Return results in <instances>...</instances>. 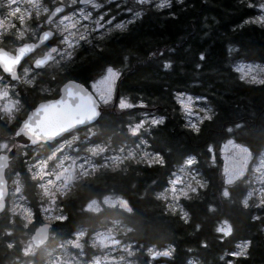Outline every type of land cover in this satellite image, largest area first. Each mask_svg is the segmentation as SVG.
Instances as JSON below:
<instances>
[{"label":"snow or ice","instance_id":"snow-or-ice-1","mask_svg":"<svg viewBox=\"0 0 264 264\" xmlns=\"http://www.w3.org/2000/svg\"><path fill=\"white\" fill-rule=\"evenodd\" d=\"M177 2L182 3L183 0ZM122 3H127V0H122ZM101 6V0H24L23 6L21 0H5L4 5H0L6 8V14L0 19V44L12 37L18 42L12 52L0 46V121H5L0 127L12 126L10 134L0 139V217L5 222L0 227V243L7 250L18 251L15 257L17 264H36L38 257L41 264H136L133 257L137 249L117 238L118 232L134 231V226L123 225L117 219L111 227L94 230L90 236L84 227L77 228L71 239H63L57 227L69 219L64 201L72 198V189L78 182L97 179L100 170L126 174L131 164H144L149 168L165 167L168 161L163 152L148 151L146 147L148 135L164 123L165 117L144 111L139 119L127 123L121 121L124 141L112 155L107 154L109 144L89 139L96 133L92 128H87L84 136L87 142L85 154L70 155L67 149L81 142L79 126H87L100 116L97 101L107 104L114 95L116 82L122 72L112 64L106 65L99 78L93 80L91 91L69 80L61 87L59 98L42 99L30 109L24 107L26 93L47 94L52 91L51 85L60 73H66L75 63L78 50L84 45L92 46L93 50H102L105 39L115 30L135 23L149 7L156 10L171 8L172 0H131V6L124 9L130 14L126 22H114V17L108 18L107 13L94 11ZM256 7L262 10L261 15L250 17L245 23L264 26V0ZM168 15L175 17V12L170 11ZM205 60L206 53L201 51L199 61ZM128 61L129 55H124L122 63ZM171 64V60H166L163 68L168 69ZM195 67L199 69L201 64L197 63ZM240 79L264 86V76L251 75L247 80L241 76ZM21 84L24 85L23 90ZM194 99L205 102L198 111L193 110ZM177 100L185 118L184 126L189 132L199 134L204 121L214 119L215 113L207 104L206 97L194 98L189 95L184 98L181 93ZM115 108L121 110V115H130L127 110L144 109L145 101L141 98L133 103L126 95H120ZM22 110L25 115L21 119L17 114ZM240 128L241 124L235 123L227 129V133L235 135V130ZM261 132L264 134V129ZM208 150L212 152L213 146L209 145ZM226 150H231L232 163L224 169L218 189L219 197L236 202L233 194L239 189L238 203L243 209L255 207L264 212V158L258 168L259 174L256 175L255 171L252 173L260 181L259 187L249 184L247 188H241L248 179L247 162L252 159L253 153L248 146L236 143L231 138L221 148V152ZM13 160L22 166V170L13 169L9 175V162ZM183 165L188 167L180 166V175L170 174L174 178L168 181L169 187L155 193V196L158 200L163 198L166 201L165 213L179 214L180 219L187 223L189 213L180 203L181 199L198 198L207 190L209 182L192 167L193 157L185 158ZM181 176L185 178L181 179ZM9 179L12 182L11 192L8 188ZM29 184L32 189L38 190L37 195L40 197L35 209L25 202ZM206 207L209 212L217 210L213 203H208ZM105 208L121 216L136 215L135 207L123 195L91 196L81 205L84 213H100ZM251 219L264 222V216L252 215ZM52 222H59V225L53 226ZM17 224L28 237L27 242L16 240ZM118 224L119 228L116 227ZM215 231L223 239L232 235L233 226L224 219ZM201 244L207 246L206 241ZM250 245L251 240H244L226 255L247 257ZM89 247L104 251L82 260ZM113 252L117 254L113 255ZM144 252L149 259L143 264H153L157 257H170L172 248L169 246L159 251L155 246H148ZM220 259L223 260L224 256ZM226 264L235 262L229 259Z\"/></svg>","mask_w":264,"mask_h":264},{"label":"trees","instance_id":"trees-1","mask_svg":"<svg viewBox=\"0 0 264 264\" xmlns=\"http://www.w3.org/2000/svg\"><path fill=\"white\" fill-rule=\"evenodd\" d=\"M252 2L172 0L171 8H148L139 22L111 40L106 49L104 43L102 50L79 52L78 62L71 72L61 76L60 82L69 79L85 82L102 65L122 64L124 54L129 55L130 67L120 79V94L133 103L142 98L145 108L165 117L164 123L153 129L147 139L148 148L161 150L168 163L163 168L131 164L126 174L100 171L97 179L86 180L83 190L73 196L77 199L66 204L71 221H66L61 226L63 229L70 231L77 222L92 219L81 211V205L77 206L78 201L90 195L122 194L136 210L135 216L125 214L123 218L127 226L135 227L128 232V240L134 246H171V264H188L190 260L197 264H226L229 259L235 264H264V222L251 219L252 215L264 216V212L255 207L243 209L238 203L239 189L233 194L236 202L219 197L221 167L218 161L214 163L210 159L213 151L208 150L209 145L216 150L225 139L234 138L248 146L255 158L264 152L261 132L264 86L246 83L234 68L235 61L264 65V26L245 23L256 16V6H249ZM170 11L175 12V17L168 15ZM201 51L206 53L205 61H199ZM166 60L172 61L168 69L163 68ZM197 63L201 64L199 69L195 67ZM181 93L206 97L213 108L214 119L204 121L199 134L189 132L184 126L185 118L177 100V94ZM129 113L109 111L99 117L95 127L105 140L98 142L117 149L124 141L121 121L127 123L139 111L134 108ZM235 123L241 124V128L235 130V135L228 134L227 129ZM189 156L195 158L193 167L202 173L209 187L198 198L183 201L189 213L185 223L179 214L165 213V201L156 199L155 193L168 187L170 174ZM241 188L247 187L242 184ZM27 195L35 197L30 184ZM208 203L215 204L217 210L209 212ZM224 219L233 226V233L221 239L215 229ZM244 240H251L247 257L226 255ZM202 241L207 242L206 247ZM0 255L11 260L18 251H8L0 243ZM133 259L139 264L145 261L139 252L134 253Z\"/></svg>","mask_w":264,"mask_h":264},{"label":"flooded vegetation","instance_id":"flooded-vegetation-1","mask_svg":"<svg viewBox=\"0 0 264 264\" xmlns=\"http://www.w3.org/2000/svg\"><path fill=\"white\" fill-rule=\"evenodd\" d=\"M4 3H5V0H0V5H4ZM101 3H102L101 8L97 9V10H94L95 12L107 13V17L108 18H113L114 17V22H121V21H125L126 22L127 21V19H128L130 14L127 11H125L124 9L127 8L128 6H131V0H127V3H122V0H101ZM117 5H119V7ZM149 8H151V7H149ZM5 14H6V8L5 7H0V19H2ZM144 14L135 23L127 24L124 29L115 30V32L113 34L108 36L105 39V41H104L105 49L108 46V44L111 42V40L115 39L116 37H119L118 36L119 34L123 33L124 31L128 30L129 28H131L132 25H134L137 22H139L141 20V18H143ZM17 44H18V42L15 40L14 37H12V38H8L6 41H4L2 44H0V46L4 47L6 50L12 52L17 47ZM83 49L90 50V49H93V47L90 46V45H84L82 48H80L78 50V55H77V59H76L75 63L71 65V68L66 73H60L58 75L57 80L51 85L52 91L50 93H47V94H34V93L29 92V93L25 94V97H24L25 100H26V103L24 105L25 109H30L34 105L39 104L42 99L59 98V96L61 95V92H60L61 87L63 86L64 83H66L69 80H74L75 82L84 85V87L86 89L91 91V84H92L93 80L94 79H98L99 78V74L102 72V70L105 68V66L108 65V64H112V63H107V64L102 65L100 67V69L95 74H93L90 79H88L85 82L77 80V79H69L67 81L60 82V79H61L62 75H66V74H68L69 72L72 71V68L78 62V59L81 57L79 52L81 50H83ZM88 55H90L89 52H88ZM124 55H126V54H124ZM112 65H114L117 69L121 70L122 75L116 82L114 98L112 97V99L107 104H104L103 102L98 100V102H99V104L101 106V113H100L99 117H101L103 114H106V112H109V111H111L112 114H113V112H116L117 114H121V110H119L118 108L114 109L113 107H114V102L116 100V92L119 91V94H120V79L123 77V75L126 73L128 68L130 67V62L128 61L126 63H122V64H119V65H116V64H112ZM5 82H7V81H5ZM20 87L23 90L24 85L21 84ZM120 95H119V97H120ZM127 111L130 112V111H132V109L127 110ZM138 111H139V108H137V113H138ZM24 115H25V112L22 110L21 112H19L17 114V117L22 119L24 117ZM128 120H130V119H128ZM131 120H132V118H131ZM96 121H97V119L94 122L89 123L87 126H81L79 128L78 135L80 137L81 142L76 144V145H74L73 147L67 149V152L70 155L82 156V155L85 154L84 150L87 147V142L84 141V136H85L87 128H92L93 131L96 133L93 137H89V139L94 140L95 142L105 140V137L102 134H99L97 132V129L95 127ZM1 122L3 124H5V121H1ZM11 129H12L11 125H5V127L0 128V139L6 138L10 134ZM97 137H98V139H97ZM13 169L22 170V166L16 160L10 161L9 162V169H8V174L9 175H11V172H12ZM85 184H87L86 180L81 182V183H79V184H77L76 187H74L72 189L71 196L73 197L74 195H76L80 191H82L84 186H85ZM8 187H9V192H11L12 191L11 179L8 180ZM27 190H28V188H27ZM27 190L25 192V196H26V201L25 202L30 204V205H32L34 207V209H35L38 206L39 201H40V197L37 195L38 190L34 189V196H35L34 198H31V197H29L27 195ZM107 194L122 195V194H115V193H107ZM91 196H96V195H90L87 198H84L81 202L78 201L77 202V206L82 205V203L86 199L91 197ZM124 197L127 198L126 196H124ZM74 199H77V197H73V198L67 199V200L64 201V203L67 204L70 200H74ZM78 209H79V207H78ZM110 210H112V209L105 208L100 213H84L83 212L85 215H87L88 217H91L92 219L90 220V219L86 218V219H84L82 221L77 222L76 224L74 223L75 225L70 231H66V229H63L61 226L57 227V231L59 233H61L63 239H71V238H73V233L76 231L77 228H80V227H84L85 229H87L88 234L90 236L91 233L94 230H97L99 228L100 224H102V223H106L107 226H111L114 220L119 219L121 221V224L127 225L124 222V220H123L124 216H121L116 211L109 212ZM66 213L69 216V219L67 221L70 222L71 220H70L69 211L66 210ZM106 221H108V222H106ZM4 223L5 222H4L3 217H0V227H3ZM52 223H53V226L59 225V222H52ZM118 237L122 240V243H129L128 232L121 231V233H119ZM15 238H16L17 241H23V242H27V240H28V237L24 234V230L21 228L20 224L16 225ZM134 247L137 249V251L135 253L139 252V253H142L143 256H144L143 250H144L145 247H138V246H134ZM8 251H16V250L14 249V250H8ZM92 253L96 254V255H98V254L100 255V252L97 250V248L89 247L87 249V255L85 257H82V260L88 259L92 255ZM160 260L163 263L171 264V256L170 257H161L159 259V261ZM135 262H137V261H135ZM0 264H17V262H16L15 258L11 259V260H8V259H5L4 255H0ZM36 264H41V261H40L39 257L37 258ZM157 264H159V263H157Z\"/></svg>","mask_w":264,"mask_h":264},{"label":"rangeland","instance_id":"rangeland-1","mask_svg":"<svg viewBox=\"0 0 264 264\" xmlns=\"http://www.w3.org/2000/svg\"><path fill=\"white\" fill-rule=\"evenodd\" d=\"M260 2H262V0H253V2H252V5L253 6H256V4H258V3H260ZM23 4H24V0H21V6H23ZM256 9H257V12H256V16L255 17H257V16H259V15H261V9L259 8V7H256ZM234 66H235V68L239 71V73H240V75L241 76H245V79L247 80V79H249L250 78V76L251 75H257V76H264V65H262L261 63H258V62H246V61H235L234 62ZM184 94V93H183ZM180 94H177V97L179 96ZM189 95H191V94H184V98H186L187 96H189ZM114 96H115V93H114V95H113V98H114ZM191 96H193V95H191ZM194 98H195V96H193ZM204 101H197V100H193V110L194 111H198L199 110V108L200 107H203L204 106ZM208 104V103H207ZM209 105V104H208ZM146 107V106H145ZM213 109V108H212ZM144 111H147V112H149V113H151L152 115H158V114H156L154 111H152V110H148L147 108H145V110ZM143 110H139V113H138V115H135V116H133L132 117V120H135V119H139L140 118V116H141V113L142 112H144ZM194 118V117H193ZM228 139H230V138H228ZM231 139H233V140H235V142L236 143H239L236 139H234V138H231ZM225 143H226V139L221 143L222 145L219 147V149H216V150H212L213 151V154L211 155V160L214 162V163H216L217 161H218V164L220 165V167H221V177H222V179H223V176H224V169H225V167L226 166H231V163H232V161H231V156H230V151L231 150H226V151H224V152H221V148L225 145ZM121 145V144H120ZM119 145V146H120ZM147 147V150L148 151H151L149 148H148V145L146 146ZM119 148V147H118ZM117 148V149H118ZM114 150L115 149H113V148H109V152L107 153L108 155H112V154H114ZM251 151V150H250ZM213 157H214V159H213ZM194 158V157H193ZM262 158H264V152L263 153H261L260 154V156L259 157H257V158H255L254 156L252 157V159H250L248 162H247V168H248V171L246 172V176H248V179L246 180V182L244 183L245 185H246V187H248V185L249 184H251L253 187H259V184H260V181L259 180H257L256 179V175H258L259 174V172H258V168L260 167V165H261V161H262ZM93 159H96V160H99L100 159V157H94ZM195 158H194V163H195ZM181 166H184V167H188V166H186V165H181ZM180 167V166H179ZM179 167H177L175 170H174V172H173V174L174 175H180V172L178 171V169H179ZM193 167V166H192ZM195 169V168H194ZM198 173H199V175H200V177H202L203 179H205L204 177H203V175H202V173L199 171V170H197V169H195ZM100 171H102V170H100ZM256 172V175H252V173L253 172ZM171 178H174V176L173 175H171V177H170V179ZM185 177H183V176H181V179H184ZM169 179V180H170ZM81 182H83V181H81ZM81 182H78L77 184H79V183H81ZM179 186V185H178ZM168 187H169V185H168ZM167 187V188H168ZM163 199V198H162ZM164 200V199H163ZM184 200H186V199H181V201H180V203L183 205V201ZM165 201V200H164ZM165 203H166V201H165ZM106 222H108V221H106ZM112 226V225H111ZM111 226H107L106 225V223H102V224H100V226H99V228L97 229V230H103L105 227H111ZM116 227L117 228H119L120 227V225L118 224V225H116ZM119 233H121V231L120 232H118L117 233V238L118 239H120L119 237H118V235H119ZM121 240V239H120ZM122 241V240H121ZM130 243V242H129ZM130 244H132V243H130ZM132 246L134 247V245L132 244ZM169 246H165V247H160V248H157V247H155L157 250H159V251H163V249H165V248H168ZM135 248V247H134ZM136 249V248H135ZM145 249V248H144ZM97 250L100 252V254L104 251V250H102V249H99V248H97ZM117 251H120V250H117ZM143 253H144V260H147V259H149L148 257H147V255H146V252H144V250H143ZM93 254V253H92ZM113 255H116L117 254V252H113L112 253ZM99 255V254H98ZM161 257H163V256H160V257H157L154 261H153V264H157V263H159V264H167V263H163V262H160L159 261V259L161 258ZM82 259V258H81ZM190 262H194L193 260H190L189 261V263L188 264H190ZM194 264H197L196 262H194Z\"/></svg>","mask_w":264,"mask_h":264},{"label":"water","instance_id":"water-1","mask_svg":"<svg viewBox=\"0 0 264 264\" xmlns=\"http://www.w3.org/2000/svg\"><path fill=\"white\" fill-rule=\"evenodd\" d=\"M67 82H68V81H67ZM67 82H66V83H67ZM117 99H118V95H117V98H116V102H117ZM97 106H98L99 110L101 111V109H100V106H99L98 102H97ZM97 118H98V117H97ZM81 126H84V125H81ZM81 126H79V128H80Z\"/></svg>","mask_w":264,"mask_h":264}]
</instances>
